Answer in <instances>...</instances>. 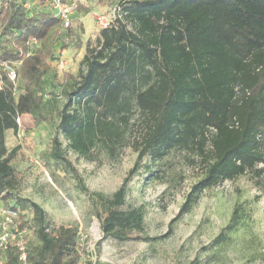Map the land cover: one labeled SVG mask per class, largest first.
Here are the masks:
<instances>
[{"label": "trees", "instance_id": "obj_1", "mask_svg": "<svg viewBox=\"0 0 264 264\" xmlns=\"http://www.w3.org/2000/svg\"><path fill=\"white\" fill-rule=\"evenodd\" d=\"M44 2L0 0V193L33 213L32 264H79L77 227L50 231L38 203L13 195L21 173L12 159L20 147L5 143L6 133L19 128L17 117L29 115L35 124L50 118L42 108L53 55L47 42L62 26ZM115 6L110 25L87 41L76 75L67 74L72 82L63 88L66 103L49 151L66 164L67 150L81 157L96 146L112 152L138 114L137 157L116 191L91 192L74 173L103 237L138 238L144 212L125 206L128 182L145 157L162 158L172 149L196 153L205 163L178 216L204 189L226 180L245 176L264 190V0H118ZM2 63L15 69L14 82ZM242 216L236 205L214 242L229 239ZM3 264H16L12 251Z\"/></svg>", "mask_w": 264, "mask_h": 264}, {"label": "rangeland", "instance_id": "obj_2", "mask_svg": "<svg viewBox=\"0 0 264 264\" xmlns=\"http://www.w3.org/2000/svg\"><path fill=\"white\" fill-rule=\"evenodd\" d=\"M117 3L83 0L73 10L70 26L60 28L59 37L47 42L53 55L47 60L49 69L42 84V108L50 118L35 124L29 115H23L18 130L6 133L7 148L20 147L12 159L21 173L13 195L38 203L50 231L77 227L79 264H264V190H258L247 177L204 189L192 208L178 216L205 168L199 155L186 150L172 149L154 160L145 157L129 180L125 206L140 207L144 212V230L134 234L138 238L117 241L103 237L100 220L74 173L91 192L109 196L116 191L135 164L138 114L123 143L112 152L96 146L88 157H81L67 150L69 164L49 156L58 112L66 103L63 88L72 82L67 74L76 75L82 65L86 43L100 29L97 16L112 17ZM236 205L243 213L241 223L229 239L214 242ZM37 242L34 233L29 246Z\"/></svg>", "mask_w": 264, "mask_h": 264}, {"label": "built area", "instance_id": "obj_3", "mask_svg": "<svg viewBox=\"0 0 264 264\" xmlns=\"http://www.w3.org/2000/svg\"><path fill=\"white\" fill-rule=\"evenodd\" d=\"M12 0H3L4 5H9ZM83 0H45L43 8L50 11L59 19L62 28H68L71 23V15L76 6ZM32 5L29 4L28 7ZM116 6L112 17L97 16L100 28L110 25L116 13ZM31 48L38 45L35 40L30 41ZM60 62V61H59ZM20 62H16L19 64ZM62 64V61L60 62ZM7 70L9 78L16 79L15 69L7 63H2ZM18 125L20 117L16 119ZM4 193H0V264L6 261V255L12 251L16 257V264H32L29 261V239L35 231L33 213L26 207L15 205L14 199H5Z\"/></svg>", "mask_w": 264, "mask_h": 264}]
</instances>
